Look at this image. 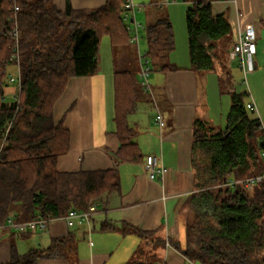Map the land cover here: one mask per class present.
<instances>
[{"label":"trees","instance_id":"16d2710c","mask_svg":"<svg viewBox=\"0 0 264 264\" xmlns=\"http://www.w3.org/2000/svg\"><path fill=\"white\" fill-rule=\"evenodd\" d=\"M185 1L190 2L186 24L192 68L214 70L219 54L223 56L220 50L225 54L229 48L225 38L231 24L224 12L213 11V3L223 0ZM123 2L107 0L91 10L76 9L67 0L61 10L54 0H0V224L10 215L18 220L59 218L73 208L86 210L119 190L115 168L58 169V158L70 149L71 133L63 119L55 120L54 106L72 77L97 72L104 36L114 49L129 42ZM15 24L19 27L20 90L8 80L14 43L4 34ZM146 39L152 70L172 68L167 61L175 47L170 19L147 26ZM136 85L130 70H115V122L122 161L141 158L127 122ZM221 90L231 95L226 126L215 131L198 122L197 131L202 133L196 144L208 163L202 170V160L195 159L201 190L190 196L183 238L169 239V243L195 263L264 264V180L252 188L226 184L231 176L240 179L264 172V128L259 116L248 113L245 100L250 92H238L229 73L221 76ZM134 231L143 238L148 234ZM62 241L30 250L23 257L13 255L6 264H36L40 258L58 255ZM161 241L152 243L158 246Z\"/></svg>","mask_w":264,"mask_h":264},{"label":"crops","instance_id":"0c3cea01","mask_svg":"<svg viewBox=\"0 0 264 264\" xmlns=\"http://www.w3.org/2000/svg\"><path fill=\"white\" fill-rule=\"evenodd\" d=\"M54 1L61 10L67 6V0ZM69 1L76 9L95 10L107 0ZM177 1L134 0L137 11L143 13L146 28L169 18L175 33V47L167 58L173 67L151 71L150 91L145 90L140 81L144 57L148 59L147 51L143 57L139 43L129 39L131 47L138 49L140 68L138 76L135 75L134 108L127 115V122L141 158L122 161L118 154L121 142L115 122V70L119 68L115 49L105 36L111 49L100 48L97 72L72 77L55 103V120L63 119L71 133L70 149L58 158L57 167L61 171L115 168L120 188L97 202L98 210L89 222L68 226L64 219L53 218L44 229L18 232L6 219L0 224V264L10 262L13 255L23 257L30 250L47 249L57 239L63 240L58 255L40 258L36 264H187V258L169 239L183 238L190 196L202 186L195 165L200 152L196 140L202 133L197 131L198 122L215 131L224 127L231 95L221 90L222 75L217 74V68L209 71L192 68L188 31L181 23L189 4ZM213 11L224 12L231 24L225 38L228 51L224 54L220 50L224 59L239 62L231 54L232 45L246 24L256 26L257 68L251 75L253 81L260 78V73L264 75V0L215 1ZM125 21L127 26L131 23V20ZM133 34L129 32V37ZM128 59L129 56L123 54V61ZM250 95L249 102L260 111L257 98ZM158 112L164 116L162 127L157 123ZM262 124L264 128L263 121ZM153 153L160 158L159 166L163 164L167 168L163 176L156 178H150L146 169L147 156ZM105 224L114 228L103 229ZM135 229L148 234L143 238ZM159 239L162 240L160 245L152 243ZM141 247L144 253L136 257L135 252ZM157 253L160 254L158 259Z\"/></svg>","mask_w":264,"mask_h":264},{"label":"built area","instance_id":"2783aa9c","mask_svg":"<svg viewBox=\"0 0 264 264\" xmlns=\"http://www.w3.org/2000/svg\"><path fill=\"white\" fill-rule=\"evenodd\" d=\"M166 1H175V0H166ZM19 7L15 6L17 10ZM124 9V19L131 20V23L127 26L128 32H134L133 36L130 38L132 42L139 43L140 41V30L142 24L139 23L136 19L137 4L134 0H124L123 2ZM7 34L11 37L12 42L14 43L12 54L13 65L18 70V77L16 78L11 72L8 75V80L10 83H16L17 88H21L22 72H21V58H20V48H19V27L17 24L13 26ZM257 53V30L256 26L253 23H248L245 25L243 32L239 36L238 40L232 45L231 54L234 58H237L240 63V68L244 73V76L247 77L248 74L254 72L257 68V63L255 55ZM143 59V58H142ZM152 67L149 63V60L146 59L145 63L142 65L140 70V81L145 90H151L150 84V74ZM248 108L253 111H257V108L252 102H248ZM157 123L160 127L164 125V116L161 112H158L156 115ZM264 144V138H263ZM264 152V150H263ZM160 158L157 154H150L146 159V169L149 172L150 178H156L157 176H163L167 168L162 164L159 166ZM264 180V172L251 175L248 177L240 179H228L226 184L228 185H242L247 188H252L257 183ZM98 210V203H92L86 210L79 209H70L65 215L59 217L65 220L68 226H74L76 223L89 222L93 213ZM53 219L45 218L41 216H36L33 219L29 220H18L14 215H10L7 218L8 224L13 227L18 232H23L26 230H34L37 228L44 229L47 227L48 222ZM191 264V261H189Z\"/></svg>","mask_w":264,"mask_h":264},{"label":"rangeland","instance_id":"374dc122","mask_svg":"<svg viewBox=\"0 0 264 264\" xmlns=\"http://www.w3.org/2000/svg\"><path fill=\"white\" fill-rule=\"evenodd\" d=\"M177 2H181L183 4L185 3V4L190 5V2H187L185 0L184 1L178 0ZM186 11H187V9L185 10V15H184L182 22H181L182 28L184 30H185V28L187 30ZM142 15H143V13L141 11H137V21L142 24V28L140 30L141 38H140V42H139V51L142 53V56L144 57L145 56L144 53H146V51H147V39H146V26L144 24ZM177 28H178V26H177ZM7 31H9V30H7ZM7 31L4 32L5 35L7 34ZM187 40H188V35H187ZM105 42L107 43V45H104ZM125 45H127V46H125ZM124 46L115 47V55L114 56H115L117 68H119V69L125 68L127 70H130L134 75L138 76V70L140 68L138 49L136 46H135V48L131 47L129 42L124 44ZM109 47H110L109 39H108V37L104 36L102 38L101 48H102V50H104V48L105 49L107 48L109 50ZM110 49H111V47H110ZM123 54L129 56V59L125 62L123 61ZM224 57H225L224 54L221 57L219 54V59L220 58L221 59L219 61V65H217V67H216L217 68V71H216L217 74L222 75V74H224L222 72H225V73L229 72V74L231 75V79L234 83V87L238 92H242V91L247 90L250 92V94L252 93V95L253 94L255 95V97L257 98V102H258L257 106L260 107V111H259V108L257 109V111H253L252 109H248V113L250 116H253V117H255V116L261 117V119L264 123V75L260 73V75H262V76L260 78L258 77L259 79L256 78L253 81L251 73L248 74L247 77L244 76L242 69H240V63L237 62V60H228V59H224ZM144 60H146L145 57H144ZM10 72L16 78L18 77V70L13 64L11 65ZM152 73H155V71H153ZM15 85H16V83H15ZM250 100H252L251 95H249L245 101L247 103ZM228 111H229V109H228ZM227 114H228V112H227ZM225 120H226V118H225ZM225 126H226V123H225L224 127ZM261 155H262V160H263V164H264V152L261 153ZM200 160H202V164L199 163V165H200V168L203 170L207 166L208 161H207L206 156H204L203 153L199 152L198 161H200ZM230 179L234 180L235 178L231 176ZM207 180H208V176H207ZM208 185H210V184L208 183ZM205 187H207V186H205ZM185 213L187 215L188 211H186ZM139 253H140V249L135 252V256L139 257ZM155 255H156V253H154V256ZM156 258L157 259L160 258L159 253H157ZM187 264H189V261L187 262ZM191 264H204V263L191 262Z\"/></svg>","mask_w":264,"mask_h":264}]
</instances>
